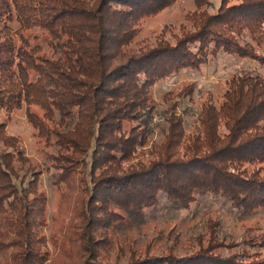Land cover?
I'll return each instance as SVG.
<instances>
[{
	"label": "trees",
	"instance_id": "1",
	"mask_svg": "<svg viewBox=\"0 0 264 264\" xmlns=\"http://www.w3.org/2000/svg\"><path fill=\"white\" fill-rule=\"evenodd\" d=\"M177 1L0 0V264H264L260 226L233 237L207 217L182 253L180 233L159 252L125 233L161 198L177 211L211 195L264 212V75L236 72L199 95L188 130L178 107L196 83L151 92L221 54L263 66L264 0H190L178 22L141 35ZM23 108L49 149L42 163L7 131Z\"/></svg>",
	"mask_w": 264,
	"mask_h": 264
},
{
	"label": "rangeland",
	"instance_id": "2",
	"mask_svg": "<svg viewBox=\"0 0 264 264\" xmlns=\"http://www.w3.org/2000/svg\"><path fill=\"white\" fill-rule=\"evenodd\" d=\"M190 0H178L168 9L147 21L142 28V36H152L160 27L161 23H176L183 13L190 8ZM241 71H254L264 75V65L248 59H240L234 55L221 54L217 59L209 61L200 69H186L166 77L155 83L151 89L152 95L157 100L162 94L177 85L194 81L196 83L194 102L184 99L180 102L179 111L183 112L187 130L193 120V111L199 95L210 92L213 96L218 95L224 88V80L233 73ZM162 108L159 105L155 111L153 132L151 139L158 141L161 138L160 130L164 121L159 115ZM5 119V114L0 110V120ZM7 131L21 137L24 154L29 156L34 163H40L45 157L47 150L37 142L33 129L25 118L24 108L15 111L7 121ZM42 163V162H41ZM43 186L49 198V213L55 210L57 193L50 183V177L46 173L41 175ZM161 198L159 206L148 209L144 213L143 223L125 229L127 237H133L137 241V247L144 249L150 245V249L159 252L165 246L171 245L180 233V243L177 245L178 252L195 235L205 231V219L211 217L220 224L221 232L233 237L243 234L245 227L260 226L264 230V212H256L252 215L240 214L233 209L221 197L205 195L199 202L192 204L189 209L174 210L164 205ZM50 215V214H49Z\"/></svg>",
	"mask_w": 264,
	"mask_h": 264
}]
</instances>
